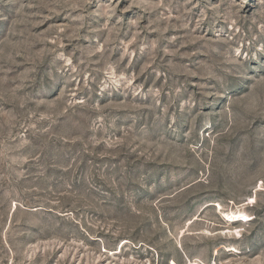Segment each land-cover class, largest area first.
<instances>
[{"label": "rangeland", "instance_id": "obj_1", "mask_svg": "<svg viewBox=\"0 0 264 264\" xmlns=\"http://www.w3.org/2000/svg\"><path fill=\"white\" fill-rule=\"evenodd\" d=\"M0 264H264V0H0Z\"/></svg>", "mask_w": 264, "mask_h": 264}]
</instances>
